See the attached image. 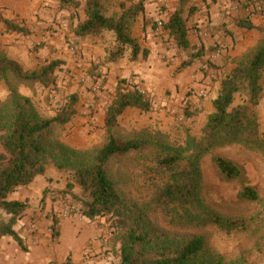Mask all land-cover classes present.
I'll return each mask as SVG.
<instances>
[{
    "label": "trees",
    "instance_id": "obj_1",
    "mask_svg": "<svg viewBox=\"0 0 264 264\" xmlns=\"http://www.w3.org/2000/svg\"><path fill=\"white\" fill-rule=\"evenodd\" d=\"M109 0H58L60 9L82 6L85 18L74 28L76 37L97 36L114 32L116 47L106 62H113L131 50V60H139L148 51L142 50L133 34L138 17L144 12L142 1L120 2V11L106 13ZM110 0L108 3H110ZM191 0H179V7L165 23L169 36L180 49L190 48L188 22L195 11ZM264 3V0H261ZM264 12V11H263ZM0 24L7 32L29 35L30 31L0 14ZM239 26L257 29L264 35V27L254 25L249 19ZM63 61L52 60L32 71L10 58L0 49V82L9 90L5 100H0V238L10 237L25 250L22 237L15 230L19 219L30 205L27 201L9 200L8 196L21 186H27L46 173L48 166L71 172L75 183L82 189L80 201L82 214L90 219L107 217L117 232L120 243V264H241L213 250L200 230L216 226L225 232L243 229L244 221L230 220L207 206L202 197L203 176L201 161L218 146L240 143L264 153V136L260 122L247 104L234 106L235 95L245 93L255 106L263 91L264 37L249 53L240 58L232 72L221 81V89L213 101L212 112L202 128L201 135H188L180 144H173L161 133L142 132L140 139L126 141L115 136L119 118L129 108L150 112L151 101L140 93L138 85L117 90L105 117L107 142L99 150L71 148L53 137L56 125H65L76 115L75 97H71L61 111L52 118L42 117L22 88L39 84L45 88L56 81L55 71ZM147 146L156 151L153 158L161 169L163 183L150 203L127 202L107 170L116 156L130 154ZM214 162L220 174L229 182L241 178L240 166L221 156ZM71 189L73 183H68ZM242 200L256 202L258 191L245 186L239 193ZM161 222L160 231L154 223Z\"/></svg>",
    "mask_w": 264,
    "mask_h": 264
},
{
    "label": "rangeland",
    "instance_id": "obj_2",
    "mask_svg": "<svg viewBox=\"0 0 264 264\" xmlns=\"http://www.w3.org/2000/svg\"><path fill=\"white\" fill-rule=\"evenodd\" d=\"M79 1L84 6L87 0ZM109 1L106 2V13L109 15L121 10L120 2H126L128 6L131 3L143 2L144 12L138 17L133 34L139 40L141 49L148 51L146 57L143 51L140 53L139 60L132 61L131 50L127 49L124 57L113 62H106L107 56L116 47V35L114 32H104L97 36L76 37L74 28L79 19L85 18L82 6L78 9L71 7L60 9L58 0H0V14L3 11H9L7 6L13 3L22 7L20 12L15 10L16 15L21 17L15 22L30 31L28 36L34 34L33 38H29L27 47L37 60L28 61L29 64H33L32 68L52 60L63 61V64L55 71L54 84L47 88L39 84L24 87L22 93L31 99L38 113L45 118L55 117L70 98L75 97L76 115L67 124L54 126L53 137L74 149L97 151L107 142L105 119L97 104L106 102L107 113L116 97L117 90L120 87L129 89L135 84L125 79L117 80L119 84L115 85V94L111 96L109 87L113 83L109 82L108 78L109 65L116 64L126 57L131 62H142L151 58L153 61L147 62H151L154 70L164 75L163 92L153 96L145 89L138 87L139 91H145L144 95L151 101L152 109L147 113L137 109L135 113L126 117L122 115L115 129V136L124 141L140 139L144 137L142 132L147 131L161 133L173 144L183 143L188 135L200 136L208 116L214 112V100L209 99L208 94V104H204L205 101L202 100L206 97L201 98L197 95L198 102L195 105L186 103V99L182 101L183 97H190L193 93L188 90L183 94L179 81L181 79L185 81V77L188 79L192 68L197 65L196 69L202 71L204 76L211 73V80L219 83V88H216L214 92L219 94L221 81L232 72L238 60L257 45L264 37L263 33L257 29L248 30L238 24H236L239 26L237 29L225 27L224 37L217 32L210 34L205 30L204 35L208 34L207 38L213 37L210 43L205 42V45L202 42L200 45L195 44L184 50L177 46L165 28L157 30V21L166 22L179 7V0H112L108 3ZM229 1L234 12L231 16L235 18L233 21L235 23L249 19L252 14L261 13L264 16V3L261 0ZM219 2L220 0L190 1L195 11L190 17L188 26L197 39L200 38L201 41L203 39V35H200V28L202 30L203 28L200 26L203 25L207 29L208 19L211 18L208 15L209 8ZM257 7L260 9H256ZM28 22L31 23L30 26ZM54 25L57 28H54ZM257 26L264 27V22ZM4 29L3 27L2 30ZM217 34L220 38H215ZM222 37L223 40H221ZM227 37H229L228 40H226ZM55 42H59V45L63 44L64 47L53 44ZM97 42L106 44V54L96 58L86 57L85 49ZM69 58L71 64H69ZM32 70L30 68L29 71ZM262 85L263 91L257 105H251L245 93L236 94L233 105H249L260 122V129L264 136V70ZM174 90L177 91L176 99H179L176 104L172 100ZM154 151L156 150L152 146H147L127 155L116 156L107 165L109 175L127 202L145 204L155 199L163 179L161 169L153 158ZM215 156L237 163L243 172L241 178L236 181H227L214 162ZM56 169L63 173L73 186L71 189L66 186L65 190H56L51 193L52 199L57 200L56 212L51 213L55 222L52 232L57 234V228L62 221L87 219L95 227V231L103 232L110 239L107 246L110 247L111 254L102 253L104 254L102 260L111 264H120V243L112 222L107 217L93 219L85 217L80 210V201L74 197L83 196L81 187L75 183L71 172L60 171L57 167ZM201 171L202 197L205 204L224 218L244 221L245 227L237 231L225 232L210 225L198 233L204 235L210 247L223 254L227 260L238 261L241 264H264V153L240 143L218 146L212 154L201 161ZM245 186H251L258 191V201L249 202L240 199L239 193ZM0 218H6V216L1 214ZM162 227H164L163 224L158 221L154 223L153 228L160 231ZM24 245L26 248L24 251L28 250L25 241Z\"/></svg>",
    "mask_w": 264,
    "mask_h": 264
},
{
    "label": "crops",
    "instance_id": "obj_3",
    "mask_svg": "<svg viewBox=\"0 0 264 264\" xmlns=\"http://www.w3.org/2000/svg\"><path fill=\"white\" fill-rule=\"evenodd\" d=\"M7 7L10 10L3 11L2 15L8 20L17 22V19L21 17L16 15L17 12L15 10L20 12L22 7H18L14 3ZM233 14L234 12L231 9L229 0H220L219 3L213 4L209 8L208 15L211 18L210 20L208 19L207 29L203 25L200 26L203 28V30L200 28V35H203L202 41L192 34L193 31H189L190 47L195 44L200 45L202 42L210 43L209 41L213 37L207 38L208 34L204 35L205 30L208 33L210 32V34L217 32L224 37L223 30L225 27L237 29L239 26L236 25L237 22H233L235 21V18L231 16ZM249 20L254 25H259L261 22H264V16L261 13L252 14ZM30 25L31 23L28 22V26ZM3 27V24H0V49L10 58L20 62L27 70H30V68L31 70L35 69L32 68L33 64H29L28 61H37L36 57L27 49L29 38H33L34 34L26 36L17 32H7L5 29L4 31L2 30ZM54 28H57L56 25H54ZM219 34L215 38H220ZM223 37L221 40H223ZM228 39L229 37L226 38V40ZM61 43H63L62 40ZM30 44H32V41H30ZM53 44L63 46V44L59 45V42ZM84 44L87 43L84 42ZM85 51L86 57L94 56L93 58H96L97 56L106 54V44L97 42L89 46ZM68 61L71 64L70 58ZM147 61L153 60L150 58L142 62H131L126 57L116 64L109 65V82L114 84L109 87L111 96L115 94V85L119 84L116 81L121 79L133 81L150 95H160L165 86L164 75L159 70V72L155 71L151 62L148 63ZM196 66L192 68L188 79L185 77V81L182 79L179 81L181 82L180 87L183 94L188 92V90L193 93L190 97H183L181 100L186 99V103L190 102L194 105L198 102L196 95L199 96L201 91L207 92L206 98L209 94L208 98L212 101L215 100L218 92L216 91L217 94H214V92L216 88H219V83L211 80V73L208 76H204L202 71L196 69ZM0 89L2 90L0 99L5 100L9 94V90L4 82H0ZM21 91H23V88ZM175 92L177 91L174 90L172 100L176 104L179 99H176ZM206 98L202 99L205 101L204 104H208L209 102L207 101L208 98ZM105 104L106 102L104 101L97 104V107L102 110L103 119H105L107 109ZM135 110L137 109H127L123 117L135 113ZM69 181L56 167L48 166L44 175L37 177L31 184L21 186L9 194V200L28 201L31 205L24 217L19 219L15 225V230L25 241L28 250L24 251L21 249L19 244L12 238L2 237L0 238V264H111L102 260L104 259V254L102 253L111 254V249L107 246L110 239L103 232L95 231V227H93L89 220L78 221L71 219L62 221L59 223V228H57V234L52 232L55 222L51 217V213L56 212L57 206L55 203L57 200L52 199L51 193L56 190H65ZM54 239L56 240L54 241Z\"/></svg>",
    "mask_w": 264,
    "mask_h": 264
},
{
    "label": "built area",
    "instance_id": "obj_4",
    "mask_svg": "<svg viewBox=\"0 0 264 264\" xmlns=\"http://www.w3.org/2000/svg\"><path fill=\"white\" fill-rule=\"evenodd\" d=\"M256 9H260V7H257ZM165 21H157V30H162L165 27ZM140 93H142L143 95L145 94L144 90H140ZM200 97H206L207 96V92L206 91H201L199 94Z\"/></svg>",
    "mask_w": 264,
    "mask_h": 264
}]
</instances>
